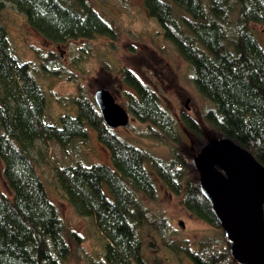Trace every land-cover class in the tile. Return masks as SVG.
Wrapping results in <instances>:
<instances>
[{"label": "trees", "instance_id": "1", "mask_svg": "<svg viewBox=\"0 0 264 264\" xmlns=\"http://www.w3.org/2000/svg\"><path fill=\"white\" fill-rule=\"evenodd\" d=\"M5 1L52 44L97 36L114 39L118 33L114 21L88 0H0V14ZM143 2L163 37L192 68L198 92L212 104L205 114L210 133L232 138L264 165V47L252 29L253 24L264 23V0ZM41 58L44 72L60 76L64 72L50 67L59 61L54 52ZM30 66L14 55L8 29L0 23V159L11 191V196L0 191V264H65L69 259L72 250L65 224L32 149L37 141H51L63 149L74 142L86 143L88 126L110 151L113 167L59 166L56 179L75 212L92 218L103 235L104 264H150L142 254L140 230L144 226L163 246L185 251L194 264H237L210 204L198 189L192 160L207 134L192 117L185 115L182 122L188 133L198 137L194 146L200 141L196 151L183 144L177 119L162 105L159 93L133 70L120 66L118 74L130 88L127 109L146 125L147 138L169 147V159H162L108 128L94 98L82 92L74 99L75 116L61 115L60 125L45 121V91ZM147 163L167 190L182 198L189 213L215 231L199 241L197 250H182L169 236L168 219L152 216L143 203L141 196L158 197Z\"/></svg>", "mask_w": 264, "mask_h": 264}, {"label": "rangeland", "instance_id": "2", "mask_svg": "<svg viewBox=\"0 0 264 264\" xmlns=\"http://www.w3.org/2000/svg\"><path fill=\"white\" fill-rule=\"evenodd\" d=\"M88 1L114 21L118 32L114 39L97 36L90 40L52 44L30 27L26 16L11 2L5 1V10L0 14V23L8 29L14 55L19 61L30 63L32 75L44 88L47 102L45 121L60 125L61 115L75 116V97L82 92L93 98L99 86L109 89L116 101L127 108L126 92L130 88L118 74V69L122 66L133 70L159 93L162 105L177 119L183 144L196 151L200 141L194 146L198 137L188 133L182 118L185 115L192 117L205 134H211V126L206 121L205 114L213 106L196 89L190 65L179 55L174 45L163 37L162 28L149 16L143 0ZM252 29L264 47V23L253 24ZM50 52L59 57V61H55L50 67L64 70L61 76L42 70L44 60L41 57H46ZM88 132L86 143L74 142L67 149L51 141H37L32 149L33 159L48 194L65 224L66 239L72 250L65 264L105 262L103 235L92 218L75 212L56 179V168L59 166L82 163L113 167L110 151L100 143L96 130L88 126ZM114 132L155 156L169 159V147L147 138L146 125L134 119L131 114L130 126L118 127ZM146 166L156 182L158 197L149 200L141 196L143 203L152 216L168 219L171 228L169 236L183 247L182 250H197L199 241L215 231L189 213L182 204V198L167 190L149 163ZM0 191L11 196L3 177L1 159ZM140 234L143 240L142 254L148 263L194 264L185 251H175L163 246L148 227L141 228Z\"/></svg>", "mask_w": 264, "mask_h": 264}, {"label": "water", "instance_id": "3", "mask_svg": "<svg viewBox=\"0 0 264 264\" xmlns=\"http://www.w3.org/2000/svg\"><path fill=\"white\" fill-rule=\"evenodd\" d=\"M93 98L108 128L130 126L128 109L109 89L99 86ZM192 165L233 259L237 264H264V165L232 138L211 134Z\"/></svg>", "mask_w": 264, "mask_h": 264}]
</instances>
